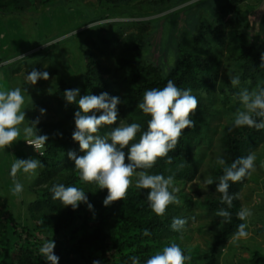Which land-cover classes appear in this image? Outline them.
Here are the masks:
<instances>
[{
    "label": "rangeland",
    "instance_id": "obj_1",
    "mask_svg": "<svg viewBox=\"0 0 264 264\" xmlns=\"http://www.w3.org/2000/svg\"><path fill=\"white\" fill-rule=\"evenodd\" d=\"M18 54L25 58L15 59ZM262 54L264 0H57L22 15L0 13V90L24 89V123L39 118L37 135L48 137L42 153L27 145L34 138L26 141L23 133L0 149V264H49L39 247L50 239L58 264H131V256L145 264L172 242L192 257L185 264H264V130H254L256 170L238 192L239 208L253 212L242 221L249 236L233 242L234 232L218 244L225 223L216 215L223 208L216 191L223 169L216 158H226L230 137L250 136L248 127H233L234 113L242 107L241 89L264 87ZM33 69L47 71L49 79L32 85L26 77ZM236 74L241 83L233 88L229 77ZM182 75L198 100L192 116L198 135L196 177L174 179L181 204L157 216L148 190L137 189L133 176L124 200L105 206L107 189L81 181L68 157L70 151L85 154L79 143L63 147L72 139L79 111L77 103L66 101L65 91L78 88L77 101L105 92L120 98L117 121L101 127L103 137L121 122L129 123L125 100L141 85ZM29 158L43 167L31 178L18 173L24 190L13 196L11 164ZM55 184L83 189L92 209L80 203L74 210L52 199ZM174 217L187 220L179 232L171 228ZM145 229L149 236L143 235Z\"/></svg>",
    "mask_w": 264,
    "mask_h": 264
},
{
    "label": "clouds",
    "instance_id": "obj_2",
    "mask_svg": "<svg viewBox=\"0 0 264 264\" xmlns=\"http://www.w3.org/2000/svg\"><path fill=\"white\" fill-rule=\"evenodd\" d=\"M24 58L19 54L15 57L17 60ZM261 61V66L264 67V54L261 55ZM26 78L35 85L40 79L48 80L49 73L33 69ZM229 80L233 88L241 83L238 74L230 76ZM79 91L78 88L66 90L64 97L70 104L77 103L79 108L74 115L76 130L72 134V139L79 143L80 150L85 154L77 156L75 152L70 151L68 157L74 161L80 180L94 183L98 189H107L108 195L103 202L105 206L124 200L133 184V176L137 178L135 181L137 189L148 190L149 207L157 216L163 217L170 205L181 204L177 195L179 188L174 185V175L149 174L148 170L158 159L167 157L170 151L176 149L185 129L195 126V121L191 117L198 109V100L192 94V90L181 89L172 80H168L162 88L145 90L137 107L145 115L150 116L147 130L141 131L139 123L121 122L103 137L99 134L101 127L117 121L120 98L110 97L105 92L100 95H84L77 101ZM24 92L25 90L20 87L0 90V149L10 147L22 133L26 141L34 138L31 142L35 145H43L48 140L46 135H37L36 125L39 118L28 124L24 123L26 119L23 109ZM237 98L242 107L234 113L233 127L264 130V87L252 90L243 88L237 93ZM40 111L42 115L45 112L44 109ZM96 112L102 114L97 116ZM137 133H140L139 140L132 143L136 140ZM125 148L128 150L127 156ZM255 161L254 152L235 159L231 164H227L222 157L216 158L217 165L223 169L216 191L222 194L221 203L226 204L228 208L232 207L234 199L239 198V194L229 193V182L236 183L250 177L256 170ZM42 167L39 159H15L10 169L11 194L18 197L24 190V185L17 179L18 173L22 172L31 178L37 174V169ZM205 183L211 185L213 180L206 179ZM50 191L52 199L59 200L65 207L71 206L75 210L80 203L87 204L89 209L93 207L88 203L86 192L81 188L55 184ZM216 215L222 218L221 223L231 222V213L224 208L219 209ZM252 215V210L246 207H242L237 213L241 221H247ZM186 223V219L174 217L171 228L179 232ZM247 228V223L239 224L233 234V242L246 239L249 236ZM143 235L149 236L150 232L145 229ZM55 246L54 240L50 239L39 247V253L49 264H58L59 257L54 254ZM191 259L190 255H185L178 243L172 242L148 258L145 264H185ZM130 260L131 264H140L137 256H131ZM93 264L99 262L94 261Z\"/></svg>",
    "mask_w": 264,
    "mask_h": 264
},
{
    "label": "trees",
    "instance_id": "obj_3",
    "mask_svg": "<svg viewBox=\"0 0 264 264\" xmlns=\"http://www.w3.org/2000/svg\"><path fill=\"white\" fill-rule=\"evenodd\" d=\"M57 0H36L34 3L31 0H11L7 4H0V13L5 15H22L27 13L31 7L37 5H48L56 2ZM173 82L180 87L181 89H187L188 83L186 80V76L182 75L181 77H177L173 80ZM167 83V80L154 81L151 83L141 85L136 91V96L129 97L125 100V108L123 110L124 117L128 119L129 123H139L141 124V131L147 130V121L150 119V116L141 113L139 114V108L137 107L138 103L141 102L143 97V93L147 89L151 88H162ZM195 121L193 117H191ZM197 123L195 122V126L189 129H185L178 145L175 150L170 151L167 157L160 158L157 160L156 164L149 169L148 171L151 174H164L165 176L174 175L175 179L187 181H192L196 175L197 170L194 165V143H195V134L198 135ZM254 128H248L247 133L250 134L247 138H239V137H230L226 141V162L231 164L235 159L239 157L247 156L251 151H253L259 144L256 139V135L254 134ZM140 137V133H137L136 140L132 141V143L138 142ZM67 145L77 146L78 142L73 139H69L63 147ZM125 154L127 156V148L124 149ZM169 159L171 162L169 163ZM127 162V161H126ZM223 174V171H222ZM246 178L240 182L230 183L229 193L230 194H238L241 186L245 182ZM222 197V194H221ZM222 207L228 210L231 213V222L225 223L219 229L218 235V244H223L227 238L232 235L236 230L239 224L242 221L237 217V213L240 211L238 205V198L233 200V204L231 208H228L226 204L221 203ZM152 225H157L153 224ZM160 226V225H159Z\"/></svg>",
    "mask_w": 264,
    "mask_h": 264
},
{
    "label": "built area",
    "instance_id": "obj_4",
    "mask_svg": "<svg viewBox=\"0 0 264 264\" xmlns=\"http://www.w3.org/2000/svg\"><path fill=\"white\" fill-rule=\"evenodd\" d=\"M2 65H3V63L0 62V66H2ZM27 145H28V146H31V147L34 148L35 150H37V151H39V152L42 153L43 145H35L34 143L31 142V140L27 142Z\"/></svg>",
    "mask_w": 264,
    "mask_h": 264
}]
</instances>
